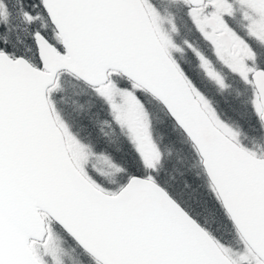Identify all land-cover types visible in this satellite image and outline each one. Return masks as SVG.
<instances>
[{
    "label": "snow or ice",
    "instance_id": "obj_1",
    "mask_svg": "<svg viewBox=\"0 0 264 264\" xmlns=\"http://www.w3.org/2000/svg\"><path fill=\"white\" fill-rule=\"evenodd\" d=\"M0 264H264V0H0Z\"/></svg>",
    "mask_w": 264,
    "mask_h": 264
}]
</instances>
